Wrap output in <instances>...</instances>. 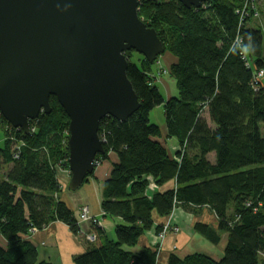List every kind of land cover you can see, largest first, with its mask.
<instances>
[{"label":"trees","instance_id":"obj_1","mask_svg":"<svg viewBox=\"0 0 264 264\" xmlns=\"http://www.w3.org/2000/svg\"><path fill=\"white\" fill-rule=\"evenodd\" d=\"M139 4L142 21L177 58L166 70L177 94L166 98L161 91L157 60H134L130 51L127 77L139 110L125 121L103 118L98 132L105 150L98 162L118 156L102 186L101 209L121 223L114 239L92 224L96 239L74 264H264V75L256 79L264 71V9L258 0H210L199 8L178 0ZM237 37L242 45L251 37L253 50L243 57L231 50ZM49 102L51 112L31 121L28 134L0 112V157L11 165L0 179V235L6 242L0 264H53L39 260L27 238L31 230L60 221L80 233L58 178L68 158L69 117L55 96ZM157 106L164 108L166 132L150 118ZM167 139L178 142L174 154ZM204 207L217 225L196 221L193 234L216 245L227 236L221 258L175 251L163 257L160 246L130 251L151 228L163 232L157 216L168 218L178 208L197 215Z\"/></svg>","mask_w":264,"mask_h":264},{"label":"water","instance_id":"obj_2","mask_svg":"<svg viewBox=\"0 0 264 264\" xmlns=\"http://www.w3.org/2000/svg\"><path fill=\"white\" fill-rule=\"evenodd\" d=\"M140 1L0 0V112L28 134L56 97L70 123L68 189H79L105 152L100 121L139 110L127 77L130 51L149 62L165 53L139 16ZM178 1L199 8L210 0Z\"/></svg>","mask_w":264,"mask_h":264},{"label":"crops","instance_id":"obj_3","mask_svg":"<svg viewBox=\"0 0 264 264\" xmlns=\"http://www.w3.org/2000/svg\"><path fill=\"white\" fill-rule=\"evenodd\" d=\"M176 59L177 58L173 54L169 53H164V55L161 56V62H163L165 67L169 69L172 66V63L176 61ZM165 80L166 81H164L161 85V91L162 89L164 90V92H162L166 98L173 97L177 94L175 79L171 77L166 78ZM160 125L162 126V129L165 130V125ZM167 142L170 152L174 154L178 147L177 140L173 141V139H167ZM208 158L210 161L216 162L214 153H210ZM116 161H118L117 154L111 153L110 157L107 160H103L101 162V166L96 169L92 176H90V180L87 183H84L86 185H82L84 186L83 188L86 191L82 195L83 200L78 201L77 207V209L79 210L80 206L84 204L89 205L92 213L99 220H101L102 228H104L110 238L113 239L115 237L114 228L118 223H121V221L117 218H111L108 216L106 217L104 215V211L103 209H101V192L103 189V183L109 178L111 169L113 168V163H115ZM151 186L152 188H154V185L151 184ZM61 199L66 201L68 206L72 209V206H74L75 204L74 201L72 203L73 205L71 206L67 198L63 197ZM207 211L210 213V215H213L212 223L203 220L201 221L211 225H217V217L216 215H214L212 210H209L208 207H204L202 210H200L199 214L197 215H194L191 212H187L184 208H178L172 215L168 216V218H160L157 216V224H166L169 222L172 226L174 225L175 227H168V230L173 228H180L181 231L178 233L179 235L176 234L175 236L173 234V231H169L168 234L165 236V241H163L159 237L160 234L156 232V228L154 227L151 228V230H148L139 239V243L135 247L130 248V251L137 253L140 252L142 249L147 248V246H160L163 257H166L172 251L176 252V250H178L177 248L179 246L180 239H186V235L190 236V233L191 235H193L192 225L195 222V219H198L200 221V218ZM75 217L79 222L80 226L79 234H75L74 232H72L65 223L60 221L51 223L47 228L43 230H38L29 233V236H27V238H29L32 243L35 244V246L37 247L40 261H51L53 264H74V256L81 255L82 252L88 250L91 244L90 241L86 239V235L93 232L92 223L89 221L80 220V210L78 211V215H75ZM223 240L225 241L224 238ZM161 242L163 243L162 246L160 245ZM0 245H6V242L1 235ZM46 247L48 248L47 250ZM63 247H67V249H62ZM41 248H43L42 259ZM64 250H66V252Z\"/></svg>","mask_w":264,"mask_h":264},{"label":"rangeland","instance_id":"obj_4","mask_svg":"<svg viewBox=\"0 0 264 264\" xmlns=\"http://www.w3.org/2000/svg\"><path fill=\"white\" fill-rule=\"evenodd\" d=\"M258 4L261 5L262 8L264 9V0H258ZM139 9H140V7H139ZM139 9H138V11H139ZM260 17L261 18L259 19V22L262 20V23H264V15L260 14ZM263 39H264V36H263ZM263 50H264V42H263ZM139 55H141V54L140 53L139 54L136 53V55L133 56V59L137 60L139 58ZM163 55L164 54H162L161 56H163ZM161 56L157 59V61L155 63V71L157 70L156 72L160 73L159 76H162V77H160L162 79H160V80L158 79L157 80V83L160 85V87H161L162 83L164 81H166L165 80L166 78H171V75H169L166 72V70H170V69L165 67L163 62H161ZM162 91L164 92L163 89H162ZM164 117H165L164 116V108H162V106L155 107L152 110L151 115H150V118H151L152 122L154 121V122H156L158 124H164L165 123ZM259 126H260L261 135L264 137V124L262 123ZM67 134L70 135L69 132H67ZM173 141H175V140L173 139ZM4 142H5L4 131H3L2 128H0V148L4 146ZM13 142L15 143L14 138H13ZM163 142H164V140H163ZM166 143H168L167 140H166ZM23 144H21V145H23ZM68 159H69V156H68L66 164H65L67 166H65V165L62 166L61 165V166H59L60 168L58 169V178L60 180L61 189H62V191L60 193V197L61 198H63V197L67 198V200H69L71 206L73 205L72 203L74 201L75 204H74V206H72V209L74 210L75 215H78V211L80 210V216H81V212H82L83 207H88L90 209V206L86 205V204L80 206L79 210L77 209L78 201L83 200L82 199V195L86 191L83 187L86 184L83 183L84 186L81 185L82 187L80 186L79 189H77V190L68 189V183L70 181V175H71L70 168L68 167ZM101 162H102V160H100V162H98V157H97L96 164H95L96 169H98L101 166ZM10 166L11 165H9V167H7V165L3 163V159L0 157V179L3 178V176H5V174L9 171L8 168H10ZM96 169H95V171H96ZM94 172L92 174H90V176H92L94 174ZM90 176H88V178L85 181V183H87L90 180ZM91 214L94 215L93 213H91ZM201 220L212 223L213 215L212 214L210 215V213L207 211L200 218V221ZM196 221H199V220L195 219V222ZM165 226H166L165 228L175 227L174 225L172 226L169 222L166 223ZM169 231H173V234L176 236V234H178L181 230H180V228L169 229L166 232V234L162 235V237L161 236H159V237L163 241H165V236L168 234ZM226 237L227 236H224V239H226ZM185 238L186 239H182V238L180 239L179 246L177 248L178 250H176V252H177V254L179 256H184V255L191 254V253H194V252H200V253L203 252V253H206V254L210 255L211 257L214 256L215 258H221L224 255V245H225V241L224 240L221 241L220 244L216 245V244L210 243L205 237H203L202 235L197 234V233L193 234V235H191V233H190V236L186 235ZM162 242L160 243L161 246L163 244ZM47 249L48 248L46 247V250ZM62 249H67V247H63ZM42 250H43V248H41V259L43 258L42 257L43 256L42 255ZM64 251L66 252V250H64ZM262 256L264 258V255H262Z\"/></svg>","mask_w":264,"mask_h":264},{"label":"built area","instance_id":"obj_5","mask_svg":"<svg viewBox=\"0 0 264 264\" xmlns=\"http://www.w3.org/2000/svg\"><path fill=\"white\" fill-rule=\"evenodd\" d=\"M240 39V38H239ZM237 40V38H236ZM242 40H240L241 43ZM264 75V71H261L258 75H257V80H259L262 76ZM256 80V82H257ZM91 210L88 207H83L82 212H81V216H80V220L82 221H89L92 224H97L101 227V220H99L97 217H95L94 215L91 214ZM166 226H164V230L162 233H160V236L162 237V235L166 234V232L168 231V228H165ZM31 232H34L33 230H31ZM86 239L90 242H93V240L96 239V233L92 232L88 235H86Z\"/></svg>","mask_w":264,"mask_h":264},{"label":"clouds","instance_id":"obj_6","mask_svg":"<svg viewBox=\"0 0 264 264\" xmlns=\"http://www.w3.org/2000/svg\"><path fill=\"white\" fill-rule=\"evenodd\" d=\"M249 39V43L248 44H241L240 43V39L239 37H237L236 42L233 44L232 46V51L236 52L237 50H239L241 56H245L246 54H248L250 51L253 50V46L251 44V37L248 38Z\"/></svg>","mask_w":264,"mask_h":264}]
</instances>
